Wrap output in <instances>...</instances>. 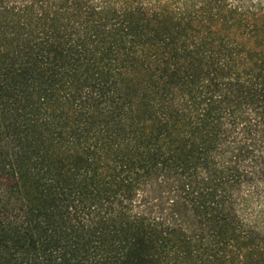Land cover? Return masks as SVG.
I'll return each mask as SVG.
<instances>
[{"label":"trees","instance_id":"trees-1","mask_svg":"<svg viewBox=\"0 0 264 264\" xmlns=\"http://www.w3.org/2000/svg\"><path fill=\"white\" fill-rule=\"evenodd\" d=\"M264 0H0V264H264Z\"/></svg>","mask_w":264,"mask_h":264},{"label":"rangeland","instance_id":"rangeland-1","mask_svg":"<svg viewBox=\"0 0 264 264\" xmlns=\"http://www.w3.org/2000/svg\"><path fill=\"white\" fill-rule=\"evenodd\" d=\"M245 223L254 225L259 231H264V193L262 197H254L245 209L241 211Z\"/></svg>","mask_w":264,"mask_h":264}]
</instances>
